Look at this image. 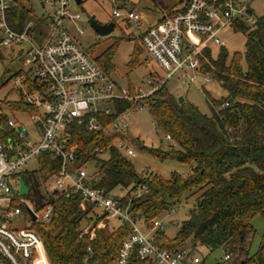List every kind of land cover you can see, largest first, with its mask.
<instances>
[{"label":"trees","instance_id":"trees-1","mask_svg":"<svg viewBox=\"0 0 264 264\" xmlns=\"http://www.w3.org/2000/svg\"><path fill=\"white\" fill-rule=\"evenodd\" d=\"M184 1L173 0L174 7L169 13L180 10ZM29 17L31 10L15 0L9 12L11 25L21 30ZM232 26L246 35L244 53H231L225 44L218 45L220 49L215 55V44H210L199 55L202 73L210 74L227 91V96L220 99L206 91L211 114L203 113L186 100L179 102V96L167 88L168 80L141 99L158 128L166 137H172L167 150L147 146L138 138L131 139L127 129H110L119 113L133 105L130 100H116L115 113L95 114L100 129H89L90 115L74 119L66 130L67 143L79 160H89V167L93 162L89 170L93 185L113 195L121 205L129 206L131 212L140 214L149 228L154 226L155 219L194 199L175 237L159 230L162 246L189 244L198 253L202 248L213 252L224 247L231 258L219 264H264V235L255 253L251 254L248 248L249 236L255 232L252 220L264 213V16H258L251 26L237 18ZM144 31L137 36L140 43L132 55V67L145 52ZM122 39L118 38L94 58L109 75L115 70L113 57ZM154 79L157 83L161 81ZM129 88L132 94L138 92L132 83ZM226 102L229 105L225 106ZM21 105L33 110L24 103ZM4 121V117L0 118L1 123ZM118 140L137 143L161 160L172 158L190 163L191 172L188 175L173 172L170 177L140 172L116 145ZM96 148L106 151L97 153ZM61 162L60 157L42 152L37 166L20 174L30 188L26 198L36 209L53 206L49 222L39 220L32 224L43 239L50 264H116L119 246L131 231L130 224L106 218L80 193L50 191L47 182L59 172ZM109 219L115 224L111 225ZM101 221L105 227H98ZM87 227L96 229L94 238L84 232ZM133 264H139L136 257Z\"/></svg>","mask_w":264,"mask_h":264},{"label":"built area","instance_id":"built-area-1","mask_svg":"<svg viewBox=\"0 0 264 264\" xmlns=\"http://www.w3.org/2000/svg\"><path fill=\"white\" fill-rule=\"evenodd\" d=\"M14 1L0 0V50L21 44L28 46L26 53L30 58L25 64L31 66L14 75L13 83L23 94L24 104L33 110L24 109L23 112V115L30 114V125L9 111L0 110V118H5L4 123L0 122V264H50L43 239L32 224L39 220L49 222L53 206L49 204L41 210L36 209L20 192L21 172L47 151L62 160L59 172L47 182L50 191L80 193L106 218H117L130 224L131 231L119 246L116 264H133L135 257L139 264H209L207 258L192 247L162 246L158 234L163 230L162 219H155L154 226L149 228L140 214L121 205L103 188L95 187L89 174V160H79L74 149L68 146L66 130L74 119L90 115L89 129H100L102 126L95 114L115 113L116 100H130L133 105L119 113L114 121L116 129L126 130L128 122L124 119L132 114V110L136 112L144 107L142 89L132 94L130 88L107 74L75 39L71 26L76 25L77 18L82 16L72 10V2L80 4L83 0H36L46 10L50 6L51 11L48 16L29 17L21 30L15 29L9 21ZM112 1L115 18L141 21L138 12L122 8L117 0ZM252 1L185 0L180 10L164 15L149 26L142 35V45L163 69L164 78L158 83L150 78L148 85L151 88L147 94L179 73L186 81L201 87L197 81L203 74L199 57L201 49L210 44L225 45L222 31L235 19L252 21ZM41 26H45L48 32L43 41L38 42L36 30ZM85 31L86 27L82 26L80 32ZM203 75L205 82L213 80L210 74ZM227 105L229 102L225 103ZM167 138L172 140L170 135ZM117 142L125 155H136L125 140ZM105 151L95 149L97 153ZM29 209L35 213L36 221ZM24 211L30 222L24 227L11 225ZM140 222L148 231L140 226ZM95 230L87 227L84 232L94 238ZM230 258L231 254L226 252L214 264Z\"/></svg>","mask_w":264,"mask_h":264},{"label":"rangeland","instance_id":"rangeland-1","mask_svg":"<svg viewBox=\"0 0 264 264\" xmlns=\"http://www.w3.org/2000/svg\"><path fill=\"white\" fill-rule=\"evenodd\" d=\"M16 1L19 3L21 1L31 10V18L33 19L42 17L43 14L48 16L51 11L50 6L46 10L36 0ZM117 3L122 8L133 9L138 12L141 16V21H129V24L128 21L115 18L112 14L114 8L112 0H83L80 4L73 1L72 10L75 14H81L82 18H77L76 25L71 26V31L77 42L92 58L100 55L109 46L114 44L118 38L122 37L123 39L120 41L113 57L115 70L111 76L114 80L120 82L122 86L129 88L132 83L138 90L142 89L141 94L147 95L151 88L148 85L150 78H161L163 80L162 74H164V71L146 51L142 52L140 62L135 67L130 65L136 44L139 42L137 36L148 25L158 22L164 15L168 14L174 7V2L173 0H117ZM250 7L254 11L251 16L253 20H246V23L251 26L256 22L258 16H264V0H253ZM90 18H95L101 23L114 20L116 22L115 29L108 35H101L91 25ZM82 26L86 27V31L83 33L80 32ZM47 32L48 30L45 26L37 29V41L42 42ZM1 35L2 33L0 32ZM222 37L225 39L226 47L231 53L236 51L244 53L246 48V35L242 30H235L232 25L228 26L222 31ZM27 47L26 44H21L10 48L5 47L0 50V105L3 110L9 111L17 119H24V122L30 125V114L23 115L24 108L21 105L24 103L23 94L20 93L19 89L13 83L14 75L22 69H29L31 66L29 63L25 64L30 58V55L26 53ZM213 47L214 54L217 55L220 47L216 44ZM203 77V74L198 77L197 81L201 85L199 87L196 84L186 81L184 75L176 74L174 77L168 79L167 88L176 96H184L188 103L195 105L203 113L211 114L212 110L207 99L206 91L216 99L227 96V91L218 80L213 79L210 82H205ZM124 120L128 122L127 133L131 139L138 138L137 140L142 141L150 147L164 150L169 148L172 140H169L166 134L158 128L147 107L144 106L136 112L132 110V114ZM114 126L113 123L110 129L116 130ZM117 130L124 131V129ZM126 142L136 152L135 156H130L129 158L140 172H155L164 177H170L173 172H178L183 175H188L191 172L190 163L181 162L172 158L161 160L144 151L139 144L132 141ZM116 143L118 142L116 141ZM104 156H108V153H105ZM92 165L90 164L89 170H91ZM36 166V160H33L28 168H35ZM116 192L122 193L119 190ZM193 201L194 199L191 198L171 213H165L160 216L164 225L163 230L170 238L176 236L182 222L187 219ZM109 221H112L110 222L111 225L115 224L113 220L109 219ZM28 222H30L28 213L24 211L23 214L17 216L10 224L16 225L17 227H24ZM252 223L255 232L249 236L248 240V248L251 254L257 251L262 241V236L264 235V213L257 214L253 218ZM99 224L100 227H105V222L101 221ZM140 226L148 231L147 227L143 225V222H140ZM186 246L192 247L189 244ZM226 251L224 247L213 252H208V250L202 248L200 254L207 256V262L209 264H214L218 259L223 258Z\"/></svg>","mask_w":264,"mask_h":264},{"label":"water","instance_id":"water-1","mask_svg":"<svg viewBox=\"0 0 264 264\" xmlns=\"http://www.w3.org/2000/svg\"><path fill=\"white\" fill-rule=\"evenodd\" d=\"M77 1H81V0H77ZM251 12V10H249ZM90 23L91 25L93 26V28L99 32L101 35H108L110 33H112L115 29V22L114 21H109L107 23H101V22H98L95 18H90ZM185 98L184 96H179V102H184ZM20 192L24 195H27L29 192H30V188L29 186L26 184L25 180L24 179H21V182H20ZM30 213H31V216H32V219L34 221H36V215L35 213L29 209ZM191 242L193 243L194 242V239L192 238Z\"/></svg>","mask_w":264,"mask_h":264},{"label":"crops","instance_id":"crops-1","mask_svg":"<svg viewBox=\"0 0 264 264\" xmlns=\"http://www.w3.org/2000/svg\"><path fill=\"white\" fill-rule=\"evenodd\" d=\"M251 10H253L252 8H251ZM152 25V24H151ZM151 25H148L144 30H146L149 26H151ZM143 30V31H144ZM163 75V74H162ZM118 82V81H117ZM120 83V82H119ZM121 84V83H120Z\"/></svg>","mask_w":264,"mask_h":264},{"label":"bare ground","instance_id":"bare-ground-1","mask_svg":"<svg viewBox=\"0 0 264 264\" xmlns=\"http://www.w3.org/2000/svg\"><path fill=\"white\" fill-rule=\"evenodd\" d=\"M47 263V262H46Z\"/></svg>","mask_w":264,"mask_h":264}]
</instances>
